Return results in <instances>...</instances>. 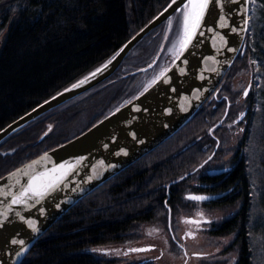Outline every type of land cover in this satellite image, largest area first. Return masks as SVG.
<instances>
[{"label": "trees", "instance_id": "obj_1", "mask_svg": "<svg viewBox=\"0 0 264 264\" xmlns=\"http://www.w3.org/2000/svg\"><path fill=\"white\" fill-rule=\"evenodd\" d=\"M171 1L0 0V36L6 33L0 48V130L109 60ZM249 59L258 61V79L246 95L251 106L246 127L235 154L223 161L226 132L242 111L241 92L232 89V79ZM122 66L93 88L115 78ZM146 67L150 63L124 77ZM125 91L117 93L116 105L76 135L122 105ZM216 94L174 135L65 212L21 264H112L115 258L96 248L138 240L145 224H163L169 230L170 217L174 228L176 217L198 203L186 196L199 190L196 183L214 184L208 192L230 189L213 207H239L215 231L233 237L229 250L237 252L235 264H264V0H252L244 46ZM55 109L0 142V177L76 136L47 130ZM226 163L232 168L219 176L205 172ZM172 245L179 249L175 241Z\"/></svg>", "mask_w": 264, "mask_h": 264}, {"label": "water", "instance_id": "obj_2", "mask_svg": "<svg viewBox=\"0 0 264 264\" xmlns=\"http://www.w3.org/2000/svg\"><path fill=\"white\" fill-rule=\"evenodd\" d=\"M183 2L176 0L173 3L172 0L114 56L90 72L94 75L86 74L3 127L0 142L28 122L113 75L134 47L179 11ZM250 15L251 0H224L223 8L211 5L210 13L206 14L192 42L165 69L168 79L159 75L160 78L148 86L147 91L144 89L80 134L2 175L0 192L8 194H0V264H21L37 240L80 199L190 122L210 96L214 92L216 94V89L241 52ZM77 82H80L79 86L73 88ZM61 164L73 167L43 198L29 193L27 204L12 203L11 193H18L21 185L29 180L25 172L52 171ZM226 170L228 167L211 169L208 174ZM53 174L59 175V172ZM226 193L192 192L186 196L195 201H207L219 199ZM192 195H202L206 199L196 200L191 198ZM17 252L21 254L17 256Z\"/></svg>", "mask_w": 264, "mask_h": 264}, {"label": "rangeland", "instance_id": "obj_3", "mask_svg": "<svg viewBox=\"0 0 264 264\" xmlns=\"http://www.w3.org/2000/svg\"><path fill=\"white\" fill-rule=\"evenodd\" d=\"M252 2V0H251ZM251 16V15H250ZM183 33V15L179 11L166 22H164L154 35L148 38L145 42L136 47L130 54V57L123 62V66L115 78L108 80L96 88L90 90L89 93L83 95L78 100L65 102L54 110L55 121L48 124L47 130L61 131L66 137H71L85 129L97 118H101L102 113L108 108L111 109L116 102V95L121 90L126 88V96L123 103L141 93L149 86L151 81L158 77L178 56V49L180 47V40ZM6 34V33H5ZM4 35L0 36V48L3 45ZM144 71L138 74H133L130 77H124L125 74L134 72L139 68L149 65ZM255 63L257 60L249 59L247 67L242 71L236 72L232 79V89L239 94V104L242 105V111L250 110V105L245 102L247 96H244L247 90L254 89L258 77L256 76ZM251 83V85L249 84ZM250 91V92H249ZM76 98V97H75ZM74 99V98H73ZM116 102V103H115ZM115 103V104H114ZM122 103V104H123ZM108 110L106 112H108ZM247 115V114H246ZM246 117L242 121L232 123L233 128L226 132V142L224 148V157L228 158L235 154V149L238 147L242 138L244 129L246 127ZM12 150H7L4 153H11ZM222 166H229L227 163ZM214 165L213 168H216ZM205 209L203 217H209L212 222L216 224L228 218L238 210V206H217L203 208L199 203L193 206L191 212L185 216L179 214L176 217V233L181 236L187 228H192L193 225L187 222V215L197 216L198 209ZM214 223H211V225ZM215 224V225H216ZM210 224L204 225V231L197 233L193 239L188 238L186 241L188 257L182 250H173L170 240V234L167 227L163 224H145L143 227V238L135 240L132 243L136 245L156 244V248L152 251L130 252L125 254V249L104 252L106 247H98L95 251L98 253L114 257L115 262L112 264H132L147 257H155L153 264H183L188 258V262L194 264H208L213 262L214 258L224 259L225 263L232 262L238 258L237 252L229 251L223 254L228 247L231 246L233 237L228 236H213L208 233V229L212 226ZM194 252H206L207 257L198 258Z\"/></svg>", "mask_w": 264, "mask_h": 264}, {"label": "snow or ice", "instance_id": "obj_4", "mask_svg": "<svg viewBox=\"0 0 264 264\" xmlns=\"http://www.w3.org/2000/svg\"><path fill=\"white\" fill-rule=\"evenodd\" d=\"M173 3H176V0H173ZM213 4L219 5L221 8L224 7V0H184V2L180 6V11H182L183 15V35L180 40V47L182 49H186L188 45L192 42L193 37L195 36L197 30L200 28L202 22H204L206 14L210 13V6ZM171 6V5H170ZM115 59V57H113ZM97 72L100 71V69L96 70ZM166 71H162L160 76L164 77V79H168L166 76ZM90 75H94V73H90ZM160 77L154 78L151 83L149 84V87H151L152 84H155L157 79ZM87 81V77H85V81ZM80 82H77V84H73L72 87L76 88L79 86ZM148 89L145 88V91ZM245 95H248V92L246 91L244 93ZM169 111H171L169 109ZM122 151H126L122 149ZM46 155V154H45ZM211 159V157L209 158ZM36 163V162H34ZM207 163V161H205ZM71 164H61L58 166V169H54L52 171H34L32 173L25 172L24 174L29 176V180L27 184L21 185V188L18 193H11L13 199L12 203L14 204H27L28 203V196L29 193H31L35 197L43 198V196L51 189L55 187V185L62 180L72 169ZM19 172V170H17ZM59 172V175H54V172ZM11 175V174H10ZM0 194L7 195V192H0ZM193 199L196 200H204L206 199L205 196L202 195H192ZM33 228H35V225H31ZM2 227V225H0ZM191 235V233H189ZM12 243H16L15 240H12ZM21 244L24 243V241H20ZM23 249H21V252ZM21 252H17L16 255L19 256ZM199 255V254H197Z\"/></svg>", "mask_w": 264, "mask_h": 264}, {"label": "flooded vegetation", "instance_id": "obj_5", "mask_svg": "<svg viewBox=\"0 0 264 264\" xmlns=\"http://www.w3.org/2000/svg\"><path fill=\"white\" fill-rule=\"evenodd\" d=\"M249 84L251 85V83H249ZM217 95L218 94H215V97H217ZM244 96H246V95L244 94ZM245 114H246V111L241 113V115L235 120L234 123L242 121V119L244 118ZM232 166L233 165H229V166H225V167H228V170H230L232 168ZM216 168H224V167H216ZM216 168H213V167L207 168L205 172L208 173L209 170L216 169ZM228 170H226L224 172H221V173H218V174H210V175L219 176V175L227 172ZM195 185H197L199 187V190L195 191L194 193H221V192L227 191L226 194H228L230 192V189L229 190L220 191V192H208V188L210 187V185H214V184H207V183L199 184V183H196ZM190 193H192V192H190ZM187 194L188 193H186V195ZM221 198H219V199H221ZM219 199L207 200V201H197V202L201 205V207L208 209L209 207H213L214 204H212V203L218 201ZM203 203H207V204L204 205ZM204 211H205V209L201 208V209H198L197 216H193V215L189 216V215H187V219H188L187 222L192 224L193 227L192 228H187V230H185L184 233L181 236H177V233H176L177 226H175V224L173 226L174 228L171 227V217H170V220H169V223H170L169 234H170L171 243L173 241H175V243L177 244V247L180 250H182L183 253L187 257H188V251H187V246H186L187 239L188 238L193 239V238H195L197 236V233H199L201 231H204V225L205 224H210L211 225V223H214V224L211 225L212 227L210 229H208V233H210L213 236H220V235L215 234V231L218 230V225L221 222H223L225 219L222 220L220 223L216 224L214 221L212 222V220L209 217H203ZM186 214L187 213H181V215H184V216ZM189 233H191V235ZM143 236L144 235H142L141 238H143ZM132 242L125 243V244H116V245H111V246H104L107 249V251H104V252H110L111 253L114 250H119V249L124 248L125 249V254H129L130 252L152 251V250H154L156 248V244H154V243L153 244L150 243V244L136 245V244H133ZM172 248H174L173 245H172ZM229 248L230 247H228V249L223 254H227L226 252H228ZM197 254H199V255H197ZM207 254L208 253H206V252H194V255L197 256L198 258H203V257L209 256ZM187 257H186V260H185V262L183 264H194L193 262H188V260H187L188 258ZM154 259H155V257H147V258H144L141 261L134 262L132 264H153L152 262H153ZM236 260H233L232 262H229V263L228 262L225 263L224 259L214 258L213 262L208 263V264H235Z\"/></svg>", "mask_w": 264, "mask_h": 264}, {"label": "bare ground", "instance_id": "obj_6", "mask_svg": "<svg viewBox=\"0 0 264 264\" xmlns=\"http://www.w3.org/2000/svg\"><path fill=\"white\" fill-rule=\"evenodd\" d=\"M182 35H183V33H182ZM182 51V48L181 47H179V49H178V55H179V53Z\"/></svg>", "mask_w": 264, "mask_h": 264}]
</instances>
